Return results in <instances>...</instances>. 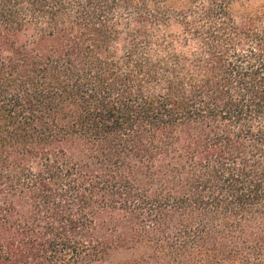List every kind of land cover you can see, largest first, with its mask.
Returning <instances> with one entry per match:
<instances>
[{
    "label": "trees",
    "instance_id": "16d2710c",
    "mask_svg": "<svg viewBox=\"0 0 264 264\" xmlns=\"http://www.w3.org/2000/svg\"><path fill=\"white\" fill-rule=\"evenodd\" d=\"M121 250L264 264V0H0V264Z\"/></svg>",
    "mask_w": 264,
    "mask_h": 264
},
{
    "label": "rangeland",
    "instance_id": "374dc122",
    "mask_svg": "<svg viewBox=\"0 0 264 264\" xmlns=\"http://www.w3.org/2000/svg\"><path fill=\"white\" fill-rule=\"evenodd\" d=\"M235 9L239 8L238 4H235ZM131 256L130 251L121 250L119 252H115L109 261H107L105 264H121L123 261L127 260Z\"/></svg>",
    "mask_w": 264,
    "mask_h": 264
}]
</instances>
